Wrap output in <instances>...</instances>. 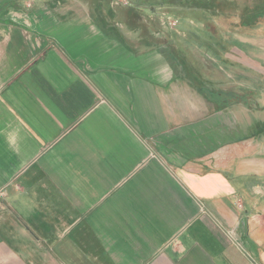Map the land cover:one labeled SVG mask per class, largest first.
<instances>
[{"label":"crops","instance_id":"0c3cea01","mask_svg":"<svg viewBox=\"0 0 264 264\" xmlns=\"http://www.w3.org/2000/svg\"><path fill=\"white\" fill-rule=\"evenodd\" d=\"M96 3L0 0V264H264L254 103Z\"/></svg>","mask_w":264,"mask_h":264},{"label":"rangeland","instance_id":"374dc122","mask_svg":"<svg viewBox=\"0 0 264 264\" xmlns=\"http://www.w3.org/2000/svg\"><path fill=\"white\" fill-rule=\"evenodd\" d=\"M96 1L97 12L111 6L113 18L129 14V23L159 30L160 44L173 46L179 66L188 63L214 89L245 95L256 120L264 119V16L253 13L263 0H210L204 7L194 0ZM256 153L264 160V136L257 137Z\"/></svg>","mask_w":264,"mask_h":264},{"label":"trees","instance_id":"16d2710c","mask_svg":"<svg viewBox=\"0 0 264 264\" xmlns=\"http://www.w3.org/2000/svg\"><path fill=\"white\" fill-rule=\"evenodd\" d=\"M195 2H192V3H197V4H200L201 5V7H204V6H207V5H210V4H207V3H209V1L210 0H194ZM258 5H259V7L257 8L256 6H255V8H254V16L257 18V17H263L264 16V0H263V2H259L258 3ZM255 18V19H256ZM244 18H242L241 17V23H243V25H246V21L245 20H243ZM226 94V93H225ZM226 100V99H225Z\"/></svg>","mask_w":264,"mask_h":264}]
</instances>
